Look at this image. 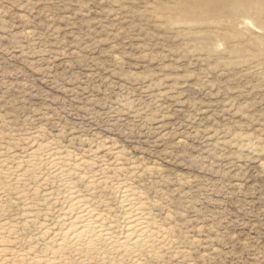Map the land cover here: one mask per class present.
Listing matches in <instances>:
<instances>
[{"label":"rangeland","instance_id":"374dc122","mask_svg":"<svg viewBox=\"0 0 264 264\" xmlns=\"http://www.w3.org/2000/svg\"><path fill=\"white\" fill-rule=\"evenodd\" d=\"M47 142L120 238L117 183L165 234L49 249L59 181L9 157ZM0 154V263L264 264V0H0Z\"/></svg>","mask_w":264,"mask_h":264},{"label":"bare ground","instance_id":"6f19581e","mask_svg":"<svg viewBox=\"0 0 264 264\" xmlns=\"http://www.w3.org/2000/svg\"><path fill=\"white\" fill-rule=\"evenodd\" d=\"M52 145L53 143L41 144L22 157L11 154L9 156L14 158L16 162L14 164L18 167L23 166L34 174L41 176L38 187L41 189L42 196L45 201L53 202L52 204L55 207L56 197L53 189L49 187V180L56 182L57 179L59 181L63 193L61 199L63 201L62 212L58 216L59 221H57L60 227L57 233L56 225H46L41 228L39 234L41 237L43 236V242H47L46 244L51 243L50 246L45 244L46 247L49 246L51 250L54 248L70 249L78 253L85 252L88 254H92L100 248L110 251L119 249L125 254H129L136 246H147L151 243L155 237V232L165 234L156 226V223L148 218L142 206L141 196L125 183H117L115 189L120 195L119 204L124 218L123 237L120 238L116 233L117 228L114 226L116 222L111 220L109 211L103 210L104 213H101L89 201L82 198L79 195L77 186L70 177V175L79 176L83 174L82 166H84V163L81 161L83 159H75L72 163L61 152L56 151V147ZM3 157L4 155L0 154V168L10 171V167H7V161ZM17 176L26 177L24 174H17ZM88 180L90 184L104 182L102 177H95L94 175L88 176ZM24 216L26 221L29 222H33L35 218L37 219L30 211H26ZM2 228L7 229L8 225L3 224ZM41 237L39 238L41 239ZM3 240H5L4 237ZM8 249L7 245H1L2 255ZM38 264L48 263L38 262Z\"/></svg>","mask_w":264,"mask_h":264}]
</instances>
